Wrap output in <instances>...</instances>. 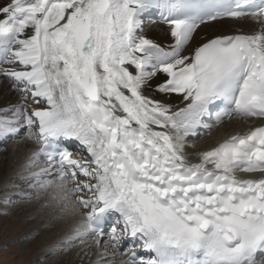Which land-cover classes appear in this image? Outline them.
I'll return each instance as SVG.
<instances>
[{
  "label": "snow or ice",
  "instance_id": "obj_1",
  "mask_svg": "<svg viewBox=\"0 0 264 264\" xmlns=\"http://www.w3.org/2000/svg\"><path fill=\"white\" fill-rule=\"evenodd\" d=\"M150 7L152 0L0 4V64L10 65L0 75L22 86L24 100L48 105L21 104L16 115L38 129L37 156L53 160L47 149L60 137L84 145L87 162L59 154L62 187L89 194L75 201L91 209L78 235L96 234L105 214L118 213L123 230L156 254L125 264H264V127L231 135L196 164L184 144L217 101L218 120L264 118V28L217 36L186 54L206 19L264 18V0H213L195 14L187 0L167 4L170 51L137 34ZM158 73L157 91L180 95L184 107L145 94ZM12 123L0 120V135L16 131ZM78 174L85 179L68 189Z\"/></svg>",
  "mask_w": 264,
  "mask_h": 264
},
{
  "label": "bare ground",
  "instance_id": "obj_2",
  "mask_svg": "<svg viewBox=\"0 0 264 264\" xmlns=\"http://www.w3.org/2000/svg\"><path fill=\"white\" fill-rule=\"evenodd\" d=\"M172 2L175 1L152 0V7L141 14L140 27L137 29L138 35L152 40L167 51H170L175 44V38L171 35L170 23L163 19V12L167 4ZM149 15L154 18L148 17ZM261 19L264 18H253L249 15L238 19L223 18L205 22L194 34L191 44L186 48V54L191 55L196 47L217 36L257 33L264 28ZM0 67L6 68L10 65L2 64ZM163 78L164 74L158 73L150 81L145 94L150 98L173 105L174 110L184 107L187 102L182 101L180 95L164 94L157 91V85L163 82ZM21 89L22 86L17 87L11 78L0 75V120L13 121L9 127L16 129L6 135H0V158L6 151L9 154L6 161H0V202L9 198H16L20 201L19 199L26 197L36 198V200L26 204V209L22 212L13 211L15 208L8 207L0 209V213H19V219L22 218L24 221L31 218L37 220L30 229L28 227L29 230L25 229L24 234L20 224L23 234L20 238H32L38 233L42 236L39 244L40 251L33 256L34 260L36 258H38L37 261L48 260L49 264H125L127 261L119 251L121 244L128 245V241L117 243L114 238L97 241L93 239L89 231L78 235V230L83 232L85 221L82 210L73 203L65 188L62 187V181L55 175L56 170L49 169L41 155H36L39 153V145L36 135H32V133H36L38 129L33 126L30 132L24 118L16 115V108L19 105H30L29 101L32 102L31 95L27 100L23 99ZM42 103L34 104L35 108L48 107L46 102L42 101ZM228 122L231 123L227 125ZM263 124L264 118H233L217 124L213 129L197 137H193L194 132L197 131H194V127L184 138L186 156L190 163H199L201 153L217 146L231 135L247 133L252 128ZM19 128L21 131L17 132ZM237 175L243 179L260 177V173L238 172ZM50 177L51 179H48ZM78 177L82 176L78 174ZM66 187L70 189L68 184ZM22 205L23 203L19 204V206ZM38 221L42 225L40 228ZM57 237H62V239H57ZM31 241L32 243H28L27 247L35 243L33 240ZM75 244L79 245L74 246ZM103 248H106L105 251ZM71 249L73 251L70 252ZM47 256H51V258L46 260Z\"/></svg>",
  "mask_w": 264,
  "mask_h": 264
},
{
  "label": "rangeland",
  "instance_id": "obj_3",
  "mask_svg": "<svg viewBox=\"0 0 264 264\" xmlns=\"http://www.w3.org/2000/svg\"><path fill=\"white\" fill-rule=\"evenodd\" d=\"M8 0H0V4L2 3H7ZM30 102V109L35 108V105ZM42 103V102H41ZM43 104V103H42ZM231 123L228 122L226 123L227 125ZM225 124V125H226ZM5 154L0 158V161H6L8 157V151L4 152ZM87 162V161H86ZM5 165V163H3ZM2 166V165H1ZM85 178L83 177L81 181H83ZM81 181H73L69 183L70 187H73L74 185H77V183ZM1 182V181H0ZM29 190V187H27ZM69 189V188H68ZM32 190V189H31ZM68 196L72 199L73 203L78 206L83 212V217L85 219L87 211H89V208H84L80 206L79 204L75 203L76 199L79 198H84L87 199L89 194L85 192H80L76 193V195H72L71 193H68ZM69 198V199H70ZM18 201L16 198L12 199H7L6 201H1L0 203V209L2 208H12L14 209L13 211H23L26 209V204H29L30 201H35L36 198H22L19 199ZM18 201V202H17ZM20 203H23L22 206H19ZM6 205V206H5ZM36 205V204H34ZM33 207V206H32ZM17 213V212H16ZM14 214V215H13ZM18 214L12 213L11 212H6V213H0V264H49L50 262L47 260L51 258V256H47L45 260L37 261L36 258L35 260L33 259L34 255H37L39 253V244H40V239H42L41 234H36L34 237H29V238H20L23 236L25 229L29 230L32 225H35L37 220L35 218L28 219V221H24V219L18 217ZM7 219V220H6ZM17 219V220H16ZM20 224L22 225V230L23 234L21 233V228ZM38 227H42L40 222L38 221ZM29 227V229H28ZM19 231V232H17ZM44 232V231H43ZM54 232V231H51ZM50 232V233H51ZM22 234V235H20ZM62 239V237H57V239ZM35 242L33 243L32 246L27 247L28 243H32V241ZM79 244H75L74 246H77ZM74 249V248H72ZM70 250L73 251V250ZM106 248H103V251H105ZM41 255V254H40Z\"/></svg>",
  "mask_w": 264,
  "mask_h": 264
}]
</instances>
